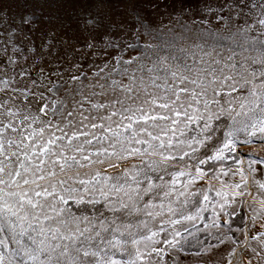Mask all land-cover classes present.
I'll return each instance as SVG.
<instances>
[{
  "label": "snow or ice",
  "instance_id": "1",
  "mask_svg": "<svg viewBox=\"0 0 264 264\" xmlns=\"http://www.w3.org/2000/svg\"><path fill=\"white\" fill-rule=\"evenodd\" d=\"M15 3L0 0V264H158L139 217L199 196V218L212 188L190 186L224 159L239 182L215 190L197 255L242 233L219 264H264V200L232 228L248 204L235 157L264 163L240 148L264 144V0Z\"/></svg>",
  "mask_w": 264,
  "mask_h": 264
},
{
  "label": "rangeland",
  "instance_id": "2",
  "mask_svg": "<svg viewBox=\"0 0 264 264\" xmlns=\"http://www.w3.org/2000/svg\"><path fill=\"white\" fill-rule=\"evenodd\" d=\"M33 3H39L40 0H32ZM61 0H55V3L58 5ZM7 3L10 4V10L14 8L16 11H19V7L16 6L15 0H7ZM45 10H50L55 12L56 8L49 9L48 5H44ZM88 7V0H74V8L77 13H79L81 8L86 9ZM63 12V9H60ZM79 47V45H77ZM222 135V134H221ZM241 152H255L257 156L264 157V144H247L241 145ZM203 158V156H201ZM235 159L242 160V170L244 171L248 186L244 189L245 197L248 204L243 206V210L238 213L239 219H235V223L232 224V228L236 229L239 227L243 229L244 227V217L245 213L251 211L248 205H254L257 209L259 208V201L264 200V188H261L260 185L264 184V163L251 164V157L247 155H237ZM187 165V161L184 162ZM216 168H221V174L219 179H214L215 172H212V176L208 179L211 180V184L205 183L203 181H197L194 186H190V191H197L202 188L211 187L212 191L210 193V201L206 202L207 206L202 210L199 218H196V208L199 207V196L195 198L189 197L188 203H185V198L176 196L171 202L168 198L163 200V207H161V202L156 201V207L153 209V216L145 217L141 216L139 219L145 220L147 222V228L152 232L156 233V236L153 238L152 245L153 247L159 248L160 256L156 257L155 254H152V259L157 261L158 264H219L221 260L225 262L228 259L229 252L233 248H237L241 253L247 249L244 247V236L242 233H237L232 236V239H226L223 243H220L218 240L213 239L211 243L213 244V250L211 253H205V255H197L200 252V244L207 239V232L209 230L215 233L214 229H205L206 224H210L211 220L209 217L215 215L213 211V204L211 200L215 198V190L220 188L221 183L224 184H233L239 182V175H231V172L238 167L232 160L224 159L223 161L216 163ZM204 170L207 172L209 166H203ZM194 171V166L193 169ZM184 177L181 179H187ZM177 191H183L182 185L176 186ZM228 199L231 206V192L228 193ZM255 202V203H254ZM236 207H241L239 203L235 205ZM169 208L172 211H169ZM218 212V209L216 210ZM193 217V219H187V217ZM185 217V218H181ZM221 220L223 219V214H220ZM172 221H177L172 223ZM135 223V222H134ZM259 227V225H256ZM251 225L249 227V230ZM143 235H148L147 230H141ZM175 232L181 234L179 249L170 248L168 245H165L163 241L165 239H171L172 235ZM254 234V233H253ZM235 240L237 243H233ZM247 243L255 246L254 241H247ZM119 258V257H117ZM128 259L130 257H124Z\"/></svg>",
  "mask_w": 264,
  "mask_h": 264
}]
</instances>
